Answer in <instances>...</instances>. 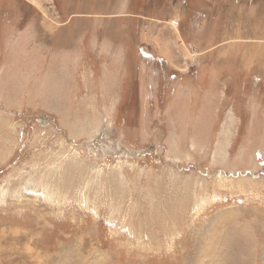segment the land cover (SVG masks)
<instances>
[{
  "label": "rangeland",
  "instance_id": "1",
  "mask_svg": "<svg viewBox=\"0 0 264 264\" xmlns=\"http://www.w3.org/2000/svg\"><path fill=\"white\" fill-rule=\"evenodd\" d=\"M0 264H264V0H0Z\"/></svg>",
  "mask_w": 264,
  "mask_h": 264
},
{
  "label": "built area",
  "instance_id": "2",
  "mask_svg": "<svg viewBox=\"0 0 264 264\" xmlns=\"http://www.w3.org/2000/svg\"><path fill=\"white\" fill-rule=\"evenodd\" d=\"M179 22H178V20H173V22H172V25H176V24H178Z\"/></svg>",
  "mask_w": 264,
  "mask_h": 264
},
{
  "label": "crops",
  "instance_id": "3",
  "mask_svg": "<svg viewBox=\"0 0 264 264\" xmlns=\"http://www.w3.org/2000/svg\"><path fill=\"white\" fill-rule=\"evenodd\" d=\"M24 1H25V0H24ZM27 1H29V2H30L31 0H27Z\"/></svg>",
  "mask_w": 264,
  "mask_h": 264
}]
</instances>
